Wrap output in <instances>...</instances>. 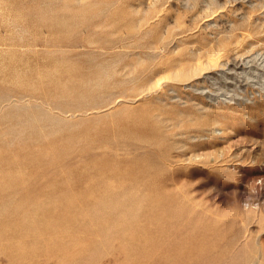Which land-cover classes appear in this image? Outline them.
Segmentation results:
<instances>
[{"label": "rangeland", "instance_id": "rangeland-1", "mask_svg": "<svg viewBox=\"0 0 264 264\" xmlns=\"http://www.w3.org/2000/svg\"><path fill=\"white\" fill-rule=\"evenodd\" d=\"M0 264H264V0H0Z\"/></svg>", "mask_w": 264, "mask_h": 264}, {"label": "bare ground", "instance_id": "bare-ground-1", "mask_svg": "<svg viewBox=\"0 0 264 264\" xmlns=\"http://www.w3.org/2000/svg\"><path fill=\"white\" fill-rule=\"evenodd\" d=\"M158 40V39H157ZM117 41V40H116ZM152 42H153V39H152ZM114 43V42H113ZM103 46H105V45H103ZM147 46V45H146ZM175 60V59H174ZM177 60V59H176ZM172 62V61H171ZM174 62V61H173ZM168 65V64H167ZM170 65H172V64H170ZM170 67V66H169ZM163 68V67H162ZM167 68V67H166ZM164 71V70H163ZM150 73V72H149ZM160 75V74H159ZM190 75V74H189ZM156 77V76H155ZM180 77V76H179ZM153 78V77H152ZM177 78V77H176ZM148 79V78H147ZM151 79V78H150ZM142 80V79H141ZM148 81H149V79H148ZM150 82V81H149ZM162 84V83H161ZM141 85V84H140ZM160 85V84H159ZM164 86V85H163ZM158 87H160V86H158ZM140 88V87H139ZM154 89H155V87H153ZM162 88V87H161ZM142 92V91H141Z\"/></svg>", "mask_w": 264, "mask_h": 264}]
</instances>
